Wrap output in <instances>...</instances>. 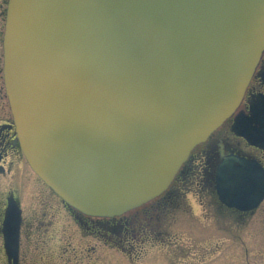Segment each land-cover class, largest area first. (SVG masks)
<instances>
[{
    "label": "water",
    "instance_id": "95a60500",
    "mask_svg": "<svg viewBox=\"0 0 264 264\" xmlns=\"http://www.w3.org/2000/svg\"><path fill=\"white\" fill-rule=\"evenodd\" d=\"M263 48L264 0H6L1 74L21 154L80 213L136 208L235 111ZM250 129L248 117L232 124L249 142ZM215 190L251 210L264 171L229 157Z\"/></svg>",
    "mask_w": 264,
    "mask_h": 264
},
{
    "label": "flooded vegetation",
    "instance_id": "af4514ba",
    "mask_svg": "<svg viewBox=\"0 0 264 264\" xmlns=\"http://www.w3.org/2000/svg\"><path fill=\"white\" fill-rule=\"evenodd\" d=\"M237 116L249 118L251 142L232 130ZM229 157L254 160L264 171V48L235 111L191 150L165 191L119 215L90 216L66 206L22 164L7 116L0 122V264H206L218 256V243L216 254L209 253L208 226L220 229L219 217L229 215L237 229L264 211V194L251 210L219 201L215 174ZM9 202L14 209L8 226L17 220L16 258L5 246L11 236L4 232ZM159 248L165 252L147 253Z\"/></svg>",
    "mask_w": 264,
    "mask_h": 264
},
{
    "label": "rangeland",
    "instance_id": "374dc122",
    "mask_svg": "<svg viewBox=\"0 0 264 264\" xmlns=\"http://www.w3.org/2000/svg\"><path fill=\"white\" fill-rule=\"evenodd\" d=\"M5 3L6 0H0V122L6 119L7 116L10 117L1 74V35ZM22 164H26L24 159H22ZM187 199V202L198 208L197 203L192 197L188 196ZM220 221L223 223L217 224L220 229H217L215 226H208L206 231L209 240L207 242L209 253L216 254L213 248L214 244L218 243V256L211 258L207 262L208 264H264V211L262 208L252 217H247L243 221L244 223H240L237 229L235 227L237 225L236 222L229 215L219 217L218 222ZM75 236V234H72V237ZM164 250L162 248H159V251L153 249L147 253H163L165 252ZM112 253L116 254L119 252L113 250Z\"/></svg>",
    "mask_w": 264,
    "mask_h": 264
}]
</instances>
